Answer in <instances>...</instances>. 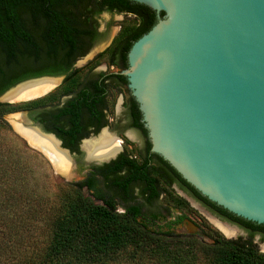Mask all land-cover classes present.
Returning <instances> with one entry per match:
<instances>
[{"label":"trees","instance_id":"16d2710c","mask_svg":"<svg viewBox=\"0 0 264 264\" xmlns=\"http://www.w3.org/2000/svg\"><path fill=\"white\" fill-rule=\"evenodd\" d=\"M104 12L126 13L132 19L122 23L120 32L105 52L84 69L74 70L76 60L87 54L92 46L89 42L97 28V17ZM157 22L155 11L130 0H0V95L29 79L67 75L64 84L47 97L19 104L0 103V128L10 131L5 121L9 114L30 111L54 101L53 96L57 94L76 91L78 95L60 115L73 120L80 118L82 112L97 117V104L102 108L107 106L106 93L111 84L105 78L79 90L85 84L86 72L101 62H108L120 70L126 69L132 45ZM114 77L117 87L127 84L124 76ZM134 108L133 115L138 119L141 114L137 106ZM71 133L75 134L74 131ZM68 144L73 145V141ZM21 148L26 147L15 139L0 145V264H109L128 255L133 259H153L158 264H199L197 258L201 257L200 254L207 264H264V254L255 246L226 239L204 219L213 244L202 242L204 245H201L180 239L171 243L167 237L152 235L140 226L138 207L126 206L125 213H119L115 201L98 206L80 189L74 188V195L68 200L50 207L54 218L51 232L43 235L39 226L33 223L47 209L44 201L37 200L41 199L39 196L34 198L32 189L24 186L28 171L19 167L15 159V152ZM142 160L123 156L111 164L116 176L117 198L125 202L136 198L132 184L141 180L144 185L140 195L154 200L159 193L155 190L156 183L165 179L171 170L175 182L219 214L247 226L254 224L211 202L166 162L163 163L169 169L161 172L156 167L151 169L149 163ZM122 164L129 168L123 175L119 173ZM20 180L21 188L18 185ZM89 184L93 187V181L90 180ZM164 187L168 202L183 212L197 214L182 197L169 190L168 182ZM35 229L39 234L34 232ZM199 245L205 246L209 255L200 251Z\"/></svg>","mask_w":264,"mask_h":264},{"label":"water","instance_id":"95a60500","mask_svg":"<svg viewBox=\"0 0 264 264\" xmlns=\"http://www.w3.org/2000/svg\"><path fill=\"white\" fill-rule=\"evenodd\" d=\"M130 1L151 8L158 18L132 45L128 68L120 73L139 105L152 151L211 202L264 225V0ZM112 41L110 36L78 66ZM41 79L63 80H26L3 93L0 102L45 96L4 99ZM13 116L70 158L55 136L31 126L27 112ZM17 132L54 165L61 162ZM190 228L198 231L193 223Z\"/></svg>","mask_w":264,"mask_h":264},{"label":"flooded vegetation","instance_id":"af4514ba","mask_svg":"<svg viewBox=\"0 0 264 264\" xmlns=\"http://www.w3.org/2000/svg\"><path fill=\"white\" fill-rule=\"evenodd\" d=\"M120 14L130 16V14L128 15L126 13ZM121 28L122 25L118 33L120 32ZM109 38L110 33H101L97 24V28L94 30V33L90 38L91 41L89 42V44L92 46L90 47L87 54L79 57L76 60L75 64L73 65V69H84L100 54L105 52L112 45L115 38L113 39L110 46H108L104 51L97 53L93 59L88 61L83 66H78V62L86 57L89 53H91L95 45L99 43L105 44ZM103 64H105L106 69L102 71L97 70L100 65L91 68L87 72L85 71V84H82L79 88V90H83L84 88H88L95 83H99L102 80H105V78H107L106 81L111 84L106 93L107 106L102 108L99 103L97 104V108L99 110V115L97 117H89L88 114H84L82 112L80 118L73 120L70 119V117H68L67 115H60L61 111H63L65 107H67L68 103L78 95V91L69 94H57L56 96H53L54 101L49 102L46 105L34 107L30 111H20L9 115H16L22 112H27V116L31 122V126L39 127L44 133H46L47 135L55 136L57 140L61 142V147L64 150L69 151L70 154V158L67 159L70 167V175L67 177L74 176V178L78 179L66 182L65 184H68V186L72 189H80L83 195L93 201L96 205L106 206L108 205V203H111V201H115L117 203L116 210L119 213H125L126 206H129V208L138 207L140 211L137 216V221L140 226L152 235L162 238L167 237L168 242L172 243V241H175L176 239L184 240L185 242H187L190 240V238L196 237L199 238V241L203 243L209 245L213 244L214 240L208 235L207 229L204 226L202 219H200L199 221L196 220L194 216L181 211L173 203L167 201L168 195L164 191V186L165 182H168L171 187L169 190L182 197L190 207V201H193L195 204L204 209V211L207 212L210 216H212L215 219L213 221H217L231 229L236 228L235 230L233 229L235 231V235L227 236L214 223V225L222 232L226 239L237 241L240 243L251 244L255 246L260 253H262L259 250L258 246H261L260 243H264V225H260L244 219L246 222L254 223L253 225L247 226L246 224L234 222L227 217L219 214L210 206L206 205L201 200H198L189 190L182 188L177 182H175L174 174H172L171 170L168 171V176L165 178L166 180L161 178L159 179V182L156 183L155 190L156 193H159L158 197L154 200L150 201L148 200V196L140 195V191L142 189V186L144 185V182L141 180H135L132 184V187H134V194L136 198L129 200V202H125L121 198H117V191L115 190L116 176L111 166L114 161H117L121 157L126 156L130 160H146L149 163V167L151 169H154L156 167L160 169L161 172H164V169L166 170L169 168L163 163L166 161L152 151L149 132L143 122V117L139 109V105L133 97L132 92L129 88L128 79L124 76L127 80V84L125 83L121 87H117L115 84L116 78L114 77V75H121L120 73L123 70H126L128 67L126 69L120 70L114 66H110L108 62H104ZM42 77H62L63 80L61 83L59 82V84L50 92L46 93L45 96L32 101L42 99L55 93L67 79V75ZM42 77L33 79H39ZM117 90H120L122 95L121 112L123 115L120 118L113 119L112 117H110L112 116L110 112V103L113 92ZM135 106H137V109L141 114V117H139L138 119L133 115V108ZM100 112L103 113L102 117H100ZM18 123L19 125H23V122ZM10 124L12 123L10 122ZM71 131H74L75 134H72ZM17 134L25 141V139L18 132ZM104 136L110 137L117 143L118 150L116 152L117 154L115 153V158L109 161H105L104 159L90 160L89 151L85 148V145L88 142L99 140ZM71 140L73 141V145L68 144V142H70ZM114 155L110 157H113ZM46 159L50 163L51 167L55 170V165L48 158ZM120 168L121 171L119 173L121 175L126 174V172H128L129 170L126 164H122ZM90 180L93 181V187H91V185L89 184ZM190 223H193L198 227L197 232H191ZM206 238L208 240H206Z\"/></svg>","mask_w":264,"mask_h":264},{"label":"rangeland","instance_id":"374dc122","mask_svg":"<svg viewBox=\"0 0 264 264\" xmlns=\"http://www.w3.org/2000/svg\"><path fill=\"white\" fill-rule=\"evenodd\" d=\"M132 19V16H126L122 14H113L109 12H104L101 15L97 17V24L99 26V31L101 33L109 32L110 36L114 39L122 25L123 22ZM100 44V43H99ZM97 44L93 47L92 51L97 50L102 44ZM104 62L96 64L94 67H97L100 65L97 70L102 71L106 69ZM103 64V65H101ZM84 65V64H83ZM82 65V66H83ZM121 102H122V95L121 91L117 90L114 91L112 94V99L110 103V117L114 118H120L122 117L121 112ZM3 103V102H1ZM12 115H7L5 121L10 126V131H4L0 128V145L1 143H4L5 141L9 144L11 140H17L21 145L25 146L26 148H21L20 150L15 152V159L17 160L19 167H25V169L28 171V178L25 180V187L27 189H32V193L34 195V198H39L37 200H43L44 205L46 206V212L43 214H40V217H37L36 223H33L34 225H38L39 232L44 233L43 235L50 234L51 232V221L53 218V212L50 209L52 205H59L62 200L67 199L68 197L74 195V191L72 188L68 186V184H65L66 182L78 180L74 178V176H63L61 173L55 172V170L51 167L50 163L47 161L46 157H44L40 152L32 149L26 141H24L15 131L13 125L15 122H18L19 118H16V116L11 117ZM11 123L13 124H10ZM15 126V125H14ZM16 128V127H15ZM28 147H27V146ZM28 148V149H27ZM70 175V174H69ZM19 188H21L23 185L20 182H18ZM24 184V183H23ZM191 208L194 209L198 214H190L194 216L196 220L204 219L207 221L211 226H213L215 229H217L219 232H221L215 225V220L212 216H210L207 212L204 211L199 205L195 204L193 201H190ZM204 224V223H203ZM234 230L236 228H233ZM35 233L39 234V232L35 229ZM222 233V232H221ZM178 240V239H177ZM190 241L193 243H198L201 245V241H199V238H190ZM261 246H258L259 250L264 253V243H260ZM199 245V246H201ZM200 251L205 253V255H209V253H206L205 246H201L199 248ZM200 254V253H199ZM197 258V263L199 264H207L206 259L202 254H200ZM109 264H158L156 263V260L149 258H142V259H133L131 255L122 257L118 260H115L113 262H110Z\"/></svg>","mask_w":264,"mask_h":264},{"label":"bare ground","instance_id":"6f19581e","mask_svg":"<svg viewBox=\"0 0 264 264\" xmlns=\"http://www.w3.org/2000/svg\"><path fill=\"white\" fill-rule=\"evenodd\" d=\"M58 79H41L38 81H34L31 83H26L16 89L10 91L4 99L9 102H18L22 100H28L36 97H40L45 95L46 93L50 92L54 87L59 84ZM12 117V116H11ZM18 118V116H16ZM24 119L19 118L18 122H23ZM11 122V121H10ZM15 122V126L13 127L20 131L34 146L38 148L45 149V151H49V156L52 158H59L60 163L55 165V171L61 173L62 175L69 176L70 167L69 162L66 157L56 153L55 144L50 139H38L36 138L37 133L33 130H30L25 127H21L18 125L19 123ZM39 141V143H37ZM47 148V149H46ZM85 148L89 151L90 160L92 159H104L109 158L110 156L114 155L118 150L117 143L111 139L110 137H102L99 140L88 142L85 145ZM57 154V155H56ZM117 154V153H116ZM115 154V155H116ZM114 155V156H115ZM214 223L227 235L233 236L235 235V231L217 221Z\"/></svg>","mask_w":264,"mask_h":264}]
</instances>
